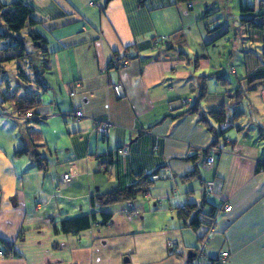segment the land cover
<instances>
[{"label": "crops", "instance_id": "crops-1", "mask_svg": "<svg viewBox=\"0 0 264 264\" xmlns=\"http://www.w3.org/2000/svg\"><path fill=\"white\" fill-rule=\"evenodd\" d=\"M19 1L36 20L22 31L43 44L33 63L25 47L17 56L0 43V112L12 116L0 117V239L15 252L0 264H190L206 230L183 218L189 204L218 210L199 264L222 251L218 264H264V114L258 88L247 90L264 78V0ZM165 36L167 47L153 46ZM32 95L43 119L14 118ZM222 105L223 131L207 114ZM75 109L83 116L58 115ZM92 118L116 125L102 134ZM195 167L199 178L183 179ZM157 169L170 177L101 205L100 195ZM91 214L87 229L58 230Z\"/></svg>", "mask_w": 264, "mask_h": 264}, {"label": "trees", "instance_id": "trees-1", "mask_svg": "<svg viewBox=\"0 0 264 264\" xmlns=\"http://www.w3.org/2000/svg\"><path fill=\"white\" fill-rule=\"evenodd\" d=\"M178 1H188V0H178ZM144 0H139V3L142 4ZM0 20L5 25L7 31H0V43L6 44L7 46H14L17 49V56L23 55L24 51V41L23 37H18L17 35L24 29L33 26L36 23V20L32 16V8L23 2L17 0L10 4H0ZM261 26V24H259ZM257 25V26H259ZM28 36L31 38L34 45H42L43 41L39 35L29 33ZM1 60H6L5 58ZM264 84V78H254L248 81V85H251L247 90L259 88ZM36 95L29 96L23 100L19 105L18 113L24 114L28 111L34 110L36 107L35 101ZM196 110V106H192L189 111ZM34 113H37L35 110ZM226 106L222 105L216 111L207 112L208 116L213 119L216 123L220 124L226 119L225 116ZM206 151V150H204ZM27 151L23 148L16 150V154H23ZM36 161H39V156L34 155ZM264 166V163L262 164ZM159 169L155 170L152 173H141L137 176L136 180L131 184L118 188L107 193H104L98 197L100 199L101 205H107L110 203H115L119 201H133L137 195L144 193L148 186L152 183L153 180L149 178L151 174L158 173ZM199 178V171L195 167L193 171L187 173L183 179H189L191 177ZM217 211V210H215ZM215 211L208 212L209 214H214ZM203 212L201 207L196 206L195 204L185 205L182 209L183 218H188L191 216L190 225L199 226L200 223L197 220V214ZM103 222L108 220V213L103 212ZM95 220L94 215H81L73 218L63 219L58 224V230L61 232H76L79 230L87 229L90 224ZM57 230V229H56ZM0 250L5 255H11L14 252L13 244L11 242L0 239Z\"/></svg>", "mask_w": 264, "mask_h": 264}, {"label": "built area", "instance_id": "built-area-1", "mask_svg": "<svg viewBox=\"0 0 264 264\" xmlns=\"http://www.w3.org/2000/svg\"><path fill=\"white\" fill-rule=\"evenodd\" d=\"M92 3V2H91ZM188 6H192V2H188ZM169 37L168 36H165V37H162V38H154L152 41H153V46H157V45H161L163 47L167 46V44L169 43ZM120 55L116 54L114 55V57L112 58L110 64H115L117 59H119ZM128 63L127 59H124L122 61V65H126ZM80 86V83L79 82H76L75 83V87H79ZM113 89L115 90L117 96L119 97H122L124 94H123V91L121 89V87L119 85H113ZM259 95H260V98H261V104H262V107L264 109V84L261 85L259 88ZM74 92H70V95H73ZM36 103H40L41 102V99L40 98H37L36 100ZM185 101H179L178 102V106H180L182 103H184ZM173 107L172 104H170L169 106V109L171 110ZM58 115H68V116H74V117H77V118H80L83 116V112L81 110H78V109H75L71 112H61V113H58ZM2 116H5V117H12L11 115H5L3 114L2 112H0V117ZM14 118L16 119H21V120H42L43 117L38 113H34L33 111H28L24 114H16L15 116H13ZM92 123H93V126L94 128L102 133V134H108L111 129L116 125L114 124L112 121H110L109 119H100V118H92ZM227 126V123L224 122V123H220V128H225ZM211 154L210 155H207L205 157V162L207 163H212L214 161V156L213 154L217 151V148L215 147H212V146H209L206 148ZM68 174H64L63 175V179L64 180H67L68 179ZM167 177H170V172L169 171H165V172H158V173H155V174H151L149 176V178L151 180H156V179H159V178H167ZM206 187L211 191L214 189V185H213V182H207L206 183ZM182 209H184V206L181 207ZM221 210L224 211V212H228L231 210V206L230 204L228 203H224L222 204L221 206ZM218 211V210H217ZM215 211V213L212 215V214H209L208 212H199L197 214V220L199 221L200 223V226H203L205 228V235L203 236L202 238V241L201 243L197 246L196 248V252H195V259L193 262H191L190 264H199V259H201L203 257V251H204V247H205V243H206V240L208 238V235L212 232V230L214 229V223H215V220H216V216L218 214V212ZM177 244V241L175 240H171L170 241V245L173 246V245H176ZM228 256V253L226 251H222L220 252L219 254V257L218 259L219 260H223L225 259L226 257ZM0 257H3V253L2 251L0 250ZM214 260L212 261L211 264H218L219 263V260Z\"/></svg>", "mask_w": 264, "mask_h": 264}, {"label": "rangeland", "instance_id": "rangeland-1", "mask_svg": "<svg viewBox=\"0 0 264 264\" xmlns=\"http://www.w3.org/2000/svg\"><path fill=\"white\" fill-rule=\"evenodd\" d=\"M1 24H3L2 23V21L0 20V31H7V29H6V27H5V25H1ZM27 33V32H26ZM25 33V34H26ZM24 34V32L23 31H21L17 36L18 37H23V41H24V47H25V50H26V53L28 54V57L30 58V59H32V62L33 63H36V58L34 57V50H33V48H34V46H36V45H34V43L32 42V40L31 39H29V36L26 34L25 35ZM169 37V36H168ZM169 39H170V37H169ZM169 42H170V40H169ZM169 44V43H168ZM168 44H167V46H168ZM230 45V44H229ZM167 46H165V47H167ZM18 65L19 66H21L22 68L25 66L24 65V63L22 62V65H21V63H17L16 65H15V68H17L18 67ZM11 71H8V74H9V79H10V77H11ZM258 92H259V90H252L251 91V97L254 99V101L255 102H257V108L258 109H260L262 112H263V114H264V109H263V107H262V104H260L261 103V98H260V95H259V98H260V103L258 102ZM184 101V100H183ZM178 102L179 101H177L176 103V105H178ZM176 105H174V109L175 108H177L176 107ZM179 107H181V106H179ZM178 107V108H179ZM222 123H224V122H222ZM227 123V122H226ZM227 126H228V123H227ZM227 126L225 127V128H220V124L218 125V127H219V129L221 130V131H223V130H225L226 128H227Z\"/></svg>", "mask_w": 264, "mask_h": 264}]
</instances>
